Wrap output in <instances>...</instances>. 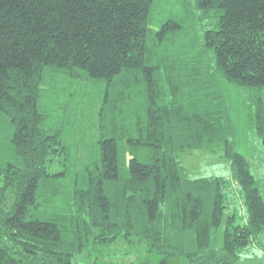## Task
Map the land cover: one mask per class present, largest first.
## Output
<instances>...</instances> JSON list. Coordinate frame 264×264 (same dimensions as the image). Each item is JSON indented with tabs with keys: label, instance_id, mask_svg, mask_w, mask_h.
Instances as JSON below:
<instances>
[{
	"label": "trees",
	"instance_id": "obj_1",
	"mask_svg": "<svg viewBox=\"0 0 264 264\" xmlns=\"http://www.w3.org/2000/svg\"><path fill=\"white\" fill-rule=\"evenodd\" d=\"M186 2L0 0V264H73L121 239L156 264H238L262 235L264 196L226 130L231 90L264 92V0H194L213 20L197 50ZM79 107L97 113L83 158ZM189 151L225 158L231 178L190 179Z\"/></svg>",
	"mask_w": 264,
	"mask_h": 264
},
{
	"label": "rangeland",
	"instance_id": "obj_2",
	"mask_svg": "<svg viewBox=\"0 0 264 264\" xmlns=\"http://www.w3.org/2000/svg\"><path fill=\"white\" fill-rule=\"evenodd\" d=\"M187 6L192 16L191 32L196 41L195 50L202 42L203 32L213 28V20H199L198 12L194 9V0H187ZM157 21L163 20L164 16L156 15ZM211 56V55H210ZM209 58V56H208ZM213 63V62H212ZM251 98V99H250ZM232 105L229 111L230 123L227 125V139L234 143V150L242 154L248 163L255 177L257 186L264 196V150L261 139L256 133L255 107L252 100H261L264 104V92L253 97L247 90H231L229 96ZM80 102V101H79ZM82 104V103H81ZM96 109V106L94 107ZM97 113L96 110L81 111L79 107L74 110L71 118L70 143L78 148V156L86 157L90 147L97 139ZM95 145V144H94ZM182 166L186 169L190 179L223 177L231 178L229 161L219 155L204 151H189L179 156ZM61 166V165H60ZM228 206L236 210L237 223L243 222V207L240 202L239 191L231 183L228 189ZM218 230L216 236L217 243L221 242V232ZM217 246V245H216ZM241 259L238 264H263L264 260V231L262 235L241 252ZM160 257L147 253L145 243L134 239V241L118 240L108 247L89 246L81 255L73 259V264H91L93 261L113 262L121 264H137L139 262H149L156 264Z\"/></svg>",
	"mask_w": 264,
	"mask_h": 264
},
{
	"label": "crops",
	"instance_id": "obj_3",
	"mask_svg": "<svg viewBox=\"0 0 264 264\" xmlns=\"http://www.w3.org/2000/svg\"><path fill=\"white\" fill-rule=\"evenodd\" d=\"M263 264H264V260H263Z\"/></svg>",
	"mask_w": 264,
	"mask_h": 264
}]
</instances>
